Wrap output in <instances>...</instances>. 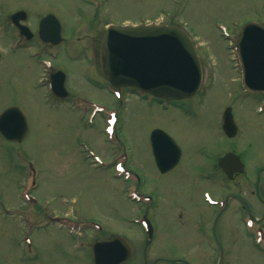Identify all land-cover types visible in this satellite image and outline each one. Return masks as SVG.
I'll return each instance as SVG.
<instances>
[{
	"label": "rangeland",
	"instance_id": "1",
	"mask_svg": "<svg viewBox=\"0 0 264 264\" xmlns=\"http://www.w3.org/2000/svg\"><path fill=\"white\" fill-rule=\"evenodd\" d=\"M99 2L97 12L82 0H0V11L10 14L25 10L32 22L42 14L55 13L61 18L66 39L47 56L54 66L67 71L66 86L80 103L87 99L118 108L114 133L124 141L125 155L131 152L127 161H122L124 170L117 171L114 162L126 157L114 154L123 150L122 142L109 143L112 137L106 139L104 119L95 118L91 124L89 112H84L88 104L69 105V98L68 103L55 106L47 90L48 66L30 56L36 47L12 49L8 39L2 46L0 64V112L19 105L30 130L22 143L0 136V264H93L89 246L116 233L124 234L133 247L129 264H149L162 256L209 264L210 255L196 252L208 238L195 232L186 220L181 225L177 214L186 208L192 212L193 199L199 203V192L204 189L218 199L223 197L225 190L218 178L201 176L194 181L196 195L191 189L184 192L193 172H214L211 168H215L216 152L237 148L247 164L249 185L255 179V168L264 166V104H260L264 94L246 91L240 67L235 66L239 62L234 52L237 35L228 38L218 28L224 26L231 36L248 21L264 23V0ZM150 23L185 27L197 45L203 85L182 108L165 109L156 103L147 106L127 90L124 101L115 102L106 90V80L85 53L93 44L98 49L109 26ZM229 105L239 127L233 139L224 136L221 126L222 113ZM154 127L164 129L184 147L181 162L163 177L149 151L148 137ZM112 140H117L116 136ZM129 168L139 174V192L157 195V211H151L157 215L159 228L147 254L143 250L144 231L138 222L129 221L140 217L145 208L143 202L128 199ZM30 170H34L32 178ZM30 184L35 188L28 187ZM27 187L34 198L32 203H26L22 196ZM229 215L225 211L224 219ZM66 220L81 226L71 230ZM229 223L232 230L228 234L225 229L219 232L220 242L227 248L224 264H264V251L254 237L245 233L237 218ZM223 228L220 223V230ZM26 239L30 240L28 245ZM218 262L217 252L214 264Z\"/></svg>",
	"mask_w": 264,
	"mask_h": 264
},
{
	"label": "water",
	"instance_id": "2",
	"mask_svg": "<svg viewBox=\"0 0 264 264\" xmlns=\"http://www.w3.org/2000/svg\"><path fill=\"white\" fill-rule=\"evenodd\" d=\"M24 15L25 12H17L13 17ZM51 16L41 22V27L57 42L61 39L59 27L56 26L51 33L43 23ZM238 45L245 65L246 85L251 89L264 90V26L245 25ZM99 57L103 76L114 86H135L159 98L190 97L202 82L197 50L187 33L176 26L110 27L101 42ZM57 88L65 92L61 82L57 83ZM223 127L229 137L236 135L237 125L230 107L224 111ZM28 131L29 122L21 107L10 106L0 114V133L6 139L21 142ZM151 143L162 172L177 163L181 150L163 130H153ZM218 165L230 176L243 171L240 157L233 152L222 156ZM93 251L95 264H126L132 255L131 246L119 235L96 242Z\"/></svg>",
	"mask_w": 264,
	"mask_h": 264
},
{
	"label": "flooded vegetation",
	"instance_id": "3",
	"mask_svg": "<svg viewBox=\"0 0 264 264\" xmlns=\"http://www.w3.org/2000/svg\"><path fill=\"white\" fill-rule=\"evenodd\" d=\"M44 15L46 14H43L41 17L36 18L35 22H32V20L28 19L29 17L27 16L25 23L28 24L33 31V33L31 34V37L28 39L18 32V28L13 25L10 16H8L6 12H0V54H1L0 64L3 62V47L2 46H4L7 43L8 39L10 40V43L12 45L15 43L22 42L18 47L26 46L28 48V47L40 46V45L41 46L42 45L53 46V47L55 46V45H51L50 43L41 44V40L37 34L39 22ZM95 47H96L95 44L91 45V48H94V51H95ZM135 96L143 100L144 103L147 105L148 99L146 100V97H142L138 94H136ZM183 101L184 100L177 101V102H170L168 105L182 106ZM148 141H149V151L151 152L150 133H149ZM177 142L179 143L178 140ZM228 150H231V148H227L225 150L218 152V154H220L218 157H220L223 153H225ZM174 169L175 168L169 170L166 173H161V172H158V173H160L161 177H163L164 175L168 174ZM213 170L214 172H210L208 174L206 170H203L204 172L201 173L202 175H200L199 172H196V171L193 172L192 176L188 179L187 185L184 188L185 189L184 192L187 193L188 190L191 189V193L193 192V195L194 194L196 195V184L197 183H194V181L197 180L201 176L204 178H207V180L209 179L213 180L215 178H218L219 180L222 181V182L220 181L222 189L225 190L223 197H220L222 199L216 198L217 195H214L211 191L204 189L199 192L201 194V201H199V203L193 199L192 195H189V197L193 199L192 201L193 211L192 212H189L187 208L184 209V212H183L182 207H181L180 210L182 212L179 215L177 214L178 219L180 220L181 218L180 220L181 225L186 220L185 223L190 222L195 232L202 234L204 237L208 238L206 239V242L204 243L205 246L199 247L196 250V252L197 251L203 252L205 254L210 255L208 256L209 264H214L215 255L217 253V250H216L217 247L215 245V241H216V238L220 237L219 224L224 222L225 233L227 234V232H229L230 229L232 228L231 224L229 223L230 219L235 217L237 218V222H240L242 229L245 231V226H244L245 218L250 217L254 219L256 222H261L263 218V213L261 215V212L263 211V206H264V197H263V190H262V185H261L262 178H263V168L256 169L255 182L254 184L252 183L251 185L247 184L246 182L245 176H248L246 172L244 174L235 173L234 178H228L227 176L224 175V173L219 167L215 166ZM193 174H194V178H193ZM241 177L245 178L244 182L239 181ZM233 185L235 188L232 187ZM206 191H208L211 194L213 199L215 200L218 199L219 201L222 200V206H220V204L216 205V204L208 203L203 197V194ZM144 195L149 198V200L145 204L144 219L147 218L153 223V235L150 239L148 236H145L146 239H145L144 246H143L144 253L147 254L148 249L150 247L152 248L153 241L155 239L156 233L158 232L159 222L156 219L157 217L156 213L153 214L154 212L151 211V209L156 207V205L158 204L157 195L152 192H145ZM158 200L162 203L161 197ZM156 208L153 209L155 212L157 211ZM225 211H229L230 215L228 217H225L224 219L223 216H224ZM185 212L187 214H185ZM160 213L162 216H164L165 212H160ZM173 218H176V216L174 215ZM222 231L223 230H221V232ZM211 240H214V241H211ZM218 249H219V252H221V249L219 247ZM187 253H190V251H187ZM158 261H161L162 264H194L191 259L188 260L182 257H176V258L160 257V258H157L154 262H151L149 264H157Z\"/></svg>",
	"mask_w": 264,
	"mask_h": 264
}]
</instances>
